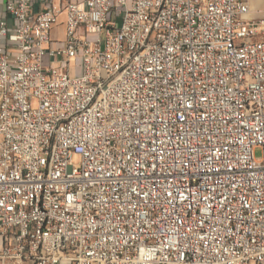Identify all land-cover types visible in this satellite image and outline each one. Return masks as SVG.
I'll list each match as a JSON object with an SVG mask.
<instances>
[{
  "label": "built area",
  "instance_id": "obj_1",
  "mask_svg": "<svg viewBox=\"0 0 264 264\" xmlns=\"http://www.w3.org/2000/svg\"><path fill=\"white\" fill-rule=\"evenodd\" d=\"M0 264H264V0H0Z\"/></svg>",
  "mask_w": 264,
  "mask_h": 264
},
{
  "label": "rangeland",
  "instance_id": "obj_2",
  "mask_svg": "<svg viewBox=\"0 0 264 264\" xmlns=\"http://www.w3.org/2000/svg\"><path fill=\"white\" fill-rule=\"evenodd\" d=\"M258 2V1H257ZM64 29L62 27H57L54 31V36L55 37H58V38H63L65 35H64ZM256 155L257 157H261L262 156V151L261 150H257L256 151Z\"/></svg>",
  "mask_w": 264,
  "mask_h": 264
}]
</instances>
